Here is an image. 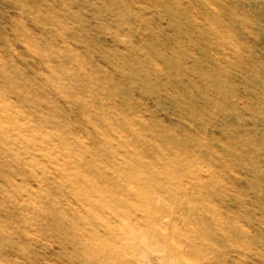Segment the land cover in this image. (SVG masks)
Returning <instances> with one entry per match:
<instances>
[{
  "label": "rangeland",
  "instance_id": "rangeland-1",
  "mask_svg": "<svg viewBox=\"0 0 264 264\" xmlns=\"http://www.w3.org/2000/svg\"><path fill=\"white\" fill-rule=\"evenodd\" d=\"M0 264H264V0H0Z\"/></svg>",
  "mask_w": 264,
  "mask_h": 264
}]
</instances>
